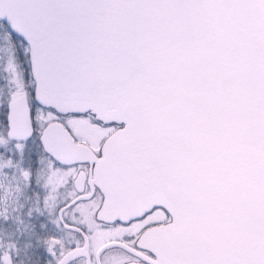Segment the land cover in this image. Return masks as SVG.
Here are the masks:
<instances>
[{
  "label": "snow or ice",
  "instance_id": "snow-or-ice-1",
  "mask_svg": "<svg viewBox=\"0 0 264 264\" xmlns=\"http://www.w3.org/2000/svg\"><path fill=\"white\" fill-rule=\"evenodd\" d=\"M0 264H264V0H0Z\"/></svg>",
  "mask_w": 264,
  "mask_h": 264
}]
</instances>
